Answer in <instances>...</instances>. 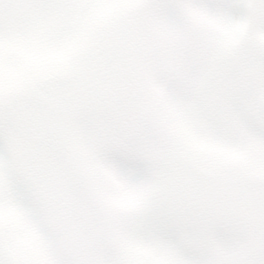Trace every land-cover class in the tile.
Returning <instances> with one entry per match:
<instances>
[{
  "label": "snow or ice",
  "instance_id": "snow-or-ice-1",
  "mask_svg": "<svg viewBox=\"0 0 264 264\" xmlns=\"http://www.w3.org/2000/svg\"><path fill=\"white\" fill-rule=\"evenodd\" d=\"M0 264H264V0H0Z\"/></svg>",
  "mask_w": 264,
  "mask_h": 264
}]
</instances>
